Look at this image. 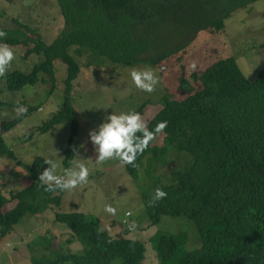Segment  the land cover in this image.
Returning a JSON list of instances; mask_svg holds the SVG:
<instances>
[{
	"label": "trees",
	"instance_id": "1",
	"mask_svg": "<svg viewBox=\"0 0 264 264\" xmlns=\"http://www.w3.org/2000/svg\"><path fill=\"white\" fill-rule=\"evenodd\" d=\"M56 1L63 28L50 43L46 44L35 28L17 18H13L15 28L1 31L5 35L0 42L31 44L25 55H42L31 71L12 70L6 74L9 90L38 80L54 83L53 61L59 60L65 65L66 94L62 105L36 128L45 133L61 122H69L62 159L64 169H68L78 131L74 107L69 100L72 81L79 71L77 61L68 53L71 46L74 55L87 52L95 65L103 61L130 66L155 65L186 46L196 30L210 27L220 30L224 27V18L256 0H222L216 12L193 29L188 19H180L176 27L173 0ZM190 30L192 33L181 45L169 48L170 38ZM153 47H158L155 48L158 51ZM190 78L179 80L177 87L183 93L182 98L168 92L160 97L161 108L145 125L151 131L157 122L166 121L167 126L160 131L164 142L183 161L170 171L167 182L155 178L159 181L157 187L166 193L164 198L153 201V192L143 191L142 199L151 225H156L162 215L184 216L193 221L200 245L186 249L185 232L157 231L149 237V242L158 264H264V68L249 81L234 57L227 56L201 71L191 72ZM149 104V100L144 101L136 111L141 114ZM3 106L11 104L0 100V107ZM25 109L0 121V155L13 156L2 135L34 107ZM158 133H154L148 147L137 155L135 166L122 163L134 178L149 153L151 159L161 162L167 156L165 145L160 147V154L156 153L153 142ZM44 160L36 156L28 165L33 180L26 187L9 190V197L0 190V237L24 215L39 214L60 205L64 190L44 191L37 179L38 173L47 167ZM11 201L15 204L4 211L3 207ZM54 221L64 224L73 234L66 243L75 239L81 249L61 252L42 237L48 253L33 256L31 264H139L143 259L144 243L125 237V223L113 222L123 232L113 237L101 229L95 215L56 212Z\"/></svg>",
	"mask_w": 264,
	"mask_h": 264
},
{
	"label": "rangeland",
	"instance_id": "2",
	"mask_svg": "<svg viewBox=\"0 0 264 264\" xmlns=\"http://www.w3.org/2000/svg\"><path fill=\"white\" fill-rule=\"evenodd\" d=\"M220 1L173 0L176 27L180 19H188L192 29L197 27L201 20L216 12ZM13 18L35 28L46 44L63 28V17L56 0H0V32L17 26ZM223 22L224 27L220 30L212 27L196 30L186 46L155 65L140 63L130 66L107 61L95 65L87 52L74 55V47L68 49V53L79 65L69 97L78 122V131L74 139L75 153L68 169L76 163H83L89 168V177L86 183L64 190L59 206H51L39 214L24 215L18 224L0 237V264H31L33 256L48 253L44 249L42 237L49 239L53 247L57 246L61 252L79 251L81 244L77 240L66 243L73 234L64 224L54 221L56 212L95 215L100 220L101 229L113 237L123 233L122 228L113 222L125 223V237L144 243V256L139 264H158L156 252L149 242V237L157 231L185 232V247L188 250L200 245L192 220L184 216L162 215L156 225H151L144 211L142 192H153L159 184L155 178H159L162 183L167 182L170 171L178 168L183 161L180 154L165 144L164 134L158 133L153 142L157 154H160V147H167V156L162 157H165L163 162L151 159L152 154L149 153L138 166L134 178L117 159L101 164L94 162L96 153L88 139V131L110 111H136L139 105L149 100L151 104L140 114L146 125L161 108L159 99L164 93H171L178 99L183 97L177 87L181 77L191 80V72L201 71L219 58L234 57L245 77L253 81L264 68V0L253 1L234 10ZM191 33L192 30L170 38L169 48L181 45ZM30 45H8L14 50V58L11 66L0 76V100L11 104L0 107V121L17 115L20 106L34 107L2 135L13 154L0 155V190L7 197L9 190L24 188L33 180L28 165L36 156L55 164L56 174L64 171L63 148L69 135V122H61L45 133L38 132L36 127L47 121L62 105L66 94L63 82L67 73L65 65L59 60L53 61L54 83L38 80L35 84H26L16 90L6 87L5 76L9 71L27 73L42 60V55L38 53L25 55ZM131 68H151L154 71L159 80L153 92L145 93L134 88L128 75ZM14 204L15 201L6 203L3 210H9ZM106 204L116 209L114 215L104 211Z\"/></svg>",
	"mask_w": 264,
	"mask_h": 264
},
{
	"label": "clouds",
	"instance_id": "3",
	"mask_svg": "<svg viewBox=\"0 0 264 264\" xmlns=\"http://www.w3.org/2000/svg\"><path fill=\"white\" fill-rule=\"evenodd\" d=\"M5 34L0 32V38ZM14 50L6 43L0 42V76L11 66ZM135 89L145 93L153 92L159 77L151 68H131L128 73ZM26 109L18 108L19 113ZM167 126L166 121H159L154 129L148 130L141 119L140 113L135 110L109 113L102 116L99 124L88 131V139L94 146L96 153L95 163L117 159L125 165H134L138 154L142 153L153 139L154 133L162 131ZM44 167L37 175L44 191L71 190L87 182L89 168L83 163H76L70 169H64L62 174H56V165L50 160H44ZM166 196L159 187L153 190V201H158ZM104 211L115 214L116 209L110 205L104 206ZM128 215V212L126 213Z\"/></svg>",
	"mask_w": 264,
	"mask_h": 264
}]
</instances>
